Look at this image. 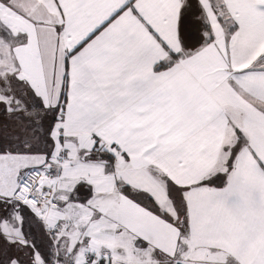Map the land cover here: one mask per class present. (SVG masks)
Segmentation results:
<instances>
[{"label":"snow or ice","instance_id":"6c2138e0","mask_svg":"<svg viewBox=\"0 0 264 264\" xmlns=\"http://www.w3.org/2000/svg\"><path fill=\"white\" fill-rule=\"evenodd\" d=\"M0 264H264V0H0Z\"/></svg>","mask_w":264,"mask_h":264}]
</instances>
